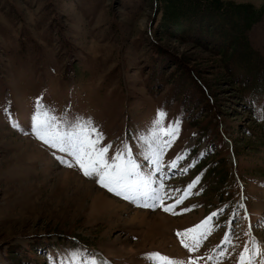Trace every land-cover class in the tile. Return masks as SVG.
<instances>
[{"label": "rangeland", "instance_id": "obj_1", "mask_svg": "<svg viewBox=\"0 0 264 264\" xmlns=\"http://www.w3.org/2000/svg\"><path fill=\"white\" fill-rule=\"evenodd\" d=\"M153 14V0H0V264H158L151 253L236 264L253 239L264 251V87L220 61L198 29L169 37ZM247 38L263 65L264 21ZM37 111L91 121L108 162L126 145L160 190L156 207L107 191L36 139ZM146 140L163 149L159 167L145 159ZM76 179L102 195L81 194L80 205ZM135 211L162 227L128 224ZM213 212L188 252L176 233L192 235L184 230Z\"/></svg>", "mask_w": 264, "mask_h": 264}, {"label": "snow or ice", "instance_id": "obj_2", "mask_svg": "<svg viewBox=\"0 0 264 264\" xmlns=\"http://www.w3.org/2000/svg\"><path fill=\"white\" fill-rule=\"evenodd\" d=\"M160 115V113L157 114L158 117ZM169 128L172 130L167 132L166 135L173 137L178 129L173 128L171 125ZM31 131L35 138L43 144L72 157L85 177L96 178V183L107 191L129 202L136 203L137 206L146 208L156 207V202L162 199L159 194L160 190L151 188L148 178L139 171L136 162L131 159V153L126 145L124 146V152L117 151L112 155L111 162H108L105 158L108 147L98 146L102 136L95 126L92 125L91 121L61 124L55 116L49 118L47 111H37L32 116ZM139 138L145 139L144 137ZM146 143L148 144L150 155H146L145 159L159 167L160 153L163 149L159 145H156L154 150L151 140H146ZM167 146L166 144L165 147ZM125 156L128 158H125ZM153 156L155 159H152ZM181 158L177 157V159ZM57 159H60L68 167L73 166L62 157H57ZM175 163V160L172 161L173 166H175ZM191 187H193L192 184L188 186V189ZM188 189H185V191L187 192ZM183 199L184 197L182 196L176 203L182 202ZM163 210L168 212L171 211V208L164 207ZM218 211H223V209ZM215 215H217V212L211 213L209 217H206L193 227L185 229L184 233L192 234L190 236L180 232L176 233L177 237L181 240L182 246L188 252H193L197 249L200 244V238L204 235L203 230L205 225ZM189 240L192 243H189ZM71 255L75 259L76 254L72 253ZM149 255L157 258L158 264H185L183 260L161 256L159 253H151ZM258 255L264 257V251L261 250L260 245L253 239L250 247L246 245L239 252L236 264H256ZM89 264H96V261L91 260ZM187 264H195V261L189 260ZM260 264H264V258L260 260Z\"/></svg>", "mask_w": 264, "mask_h": 264}, {"label": "trees", "instance_id": "obj_3", "mask_svg": "<svg viewBox=\"0 0 264 264\" xmlns=\"http://www.w3.org/2000/svg\"><path fill=\"white\" fill-rule=\"evenodd\" d=\"M153 5V25L156 22L160 31L169 37L183 38L194 35L198 29L201 40L215 42L213 47L220 61L234 60L232 66L245 69L244 75L251 74L250 78L264 87V61L263 65L253 62L258 53L247 38L264 21V5L235 0H153Z\"/></svg>", "mask_w": 264, "mask_h": 264}, {"label": "bare ground", "instance_id": "obj_4", "mask_svg": "<svg viewBox=\"0 0 264 264\" xmlns=\"http://www.w3.org/2000/svg\"><path fill=\"white\" fill-rule=\"evenodd\" d=\"M77 181H79V182H81V184H79L78 183V185L77 184H75L76 185V189H77V191H79L80 193H74L75 195H72V196H75L76 197V199H77V202L81 205L82 203H80V201H79V196L80 197H83L81 194H86V193H89L90 192V190H92L93 192H94V194L96 195V194H101L102 195V192H100V191H98V190H96V189H93V187H91L92 185L91 184H89V183H84V182H82V180H80V179H76ZM75 180V181H76ZM74 182V181H73ZM74 185V186H75ZM72 190H75V189H72ZM70 194H71V191H70ZM84 194V197L87 195H85ZM91 194V193H90ZM92 195V194H91ZM95 195L91 198V199H95ZM104 195V194H103ZM88 196H90V195H88ZM85 199H86V197H85ZM104 202V201H103ZM109 203H110V201H108ZM78 203H77V205H78ZM109 203H102V205H104V206H106V204H107V206L109 207L110 206V204ZM116 209H117V206H115V207H110L109 208V214H112V213H114V212H116ZM120 209V208H119ZM121 209L122 210H125V206L123 207V206H121ZM118 210V209H117ZM146 214L147 213H145V212H139V211H135L133 214H132V216H131V218H130V220H129V222H128V224H131V225H140V224H149V226L152 224L153 225V227L155 228H157V227H162V224H161V221L159 222V221H155L154 219L155 218H153V220L154 221H149V219L148 218H146ZM133 222V223H132ZM169 244H170V242H169ZM171 245L173 246V247H176L177 246V244H175L172 240H171Z\"/></svg>", "mask_w": 264, "mask_h": 264}]
</instances>
